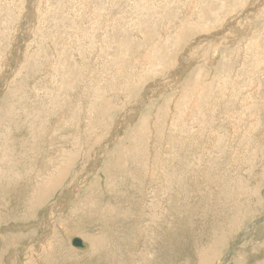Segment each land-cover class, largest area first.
Instances as JSON below:
<instances>
[{
    "label": "rangeland",
    "instance_id": "rangeland-1",
    "mask_svg": "<svg viewBox=\"0 0 264 264\" xmlns=\"http://www.w3.org/2000/svg\"><path fill=\"white\" fill-rule=\"evenodd\" d=\"M0 162V264H264V0H0Z\"/></svg>",
    "mask_w": 264,
    "mask_h": 264
},
{
    "label": "bare ground",
    "instance_id": "bare-ground-1",
    "mask_svg": "<svg viewBox=\"0 0 264 264\" xmlns=\"http://www.w3.org/2000/svg\"><path fill=\"white\" fill-rule=\"evenodd\" d=\"M200 7V6H199ZM198 7V8H199ZM190 12V11H189ZM195 17V16H194ZM206 22V21H205ZM222 22V21H221ZM247 30V29H246ZM49 70H50V68H48ZM53 69V68H52ZM52 71V70H51ZM50 74V73H49ZM48 98V97H47ZM45 100V99H44ZM46 101V100H45ZM46 103V102H45ZM7 109V108H6ZM8 110V109H7ZM61 121H62V119H61ZM62 123V122H61ZM66 123V122H65ZM64 128V127H63ZM65 129V128H64ZM59 131H61L60 129H59ZM65 132V131H64ZM55 138V137H54ZM67 139H68V137H67ZM65 140V139H64ZM58 141V140H57ZM178 145V144H177ZM176 146V145H175ZM72 148V147H71ZM180 150V149H179ZM178 150V152H180ZM18 151H21L20 149L18 150ZM175 151H176V148H175ZM76 152V151H75ZM15 153H16V151H15ZM36 153V152H35ZM38 153V152H37ZM41 153V152H40ZM17 154V153H16ZM19 154H20V152H19ZM34 154V153H33ZM15 156V155H14ZM17 156V155H16ZM21 156V155H20ZM19 156V157H20ZM68 156V155H67ZM176 156V155H175ZM181 157V156H180ZM69 158H70V156H69ZM15 159H17V157L15 158ZM25 159V158H24ZM10 159H8V161H9ZM12 160V159H11ZM21 160V159H20ZM15 161H17V160H15ZM10 162V161H9ZM12 162H13V160H12ZM7 163V162H6ZM17 163H19V161H17ZM21 163V162H20ZM0 164H1V162H0ZM56 164V163H55ZM68 164V163H67ZM18 165V164H17ZM71 166V165H70ZM69 166V167H70ZM126 166H128V165H126ZM56 167V166H55ZM55 167H54V169H55ZM64 167V166H63ZM63 167H61V168H63ZM66 167V166H65ZM130 168V167H129ZM64 169V168H63ZM68 169V168H67ZM71 168H69V170H70ZM57 171V170H56ZM65 171H66V169H65ZM68 171V170H67ZM1 172V171H0ZM52 173V172H51ZM166 173V172H165ZM176 173V172H175ZM63 174L65 175V172H64V170H63ZM66 174H67V172H66ZM4 175V174H3ZM37 176V175H36ZM68 176V175H67ZM138 176H139V174H138ZM3 177V176H2ZM137 179V178H136ZM52 180H54V179H52ZM56 180V179H55ZM55 182V181H54ZM37 183V182H36ZM47 183H49V182H47ZM58 183V182H57ZM34 184V183H33ZM42 184H43V182H42ZM50 184V183H49ZM52 185H53V183H51ZM56 184V183H55ZM13 185V184H12ZM52 185L48 188V189H50V188H52ZM56 186V185H55ZM109 186H110V184H109ZM109 186H108V188H109ZM57 187V186H56ZM55 187V188H56ZM111 187V186H110ZM44 188V187H43ZM112 188V187H111ZM111 188H109V189H111ZM47 189V190H48ZM168 189V188H167ZM44 190V189H43ZM48 191H50V190H48ZM48 191H46L47 192V194L49 193ZM45 192V193H46ZM19 194H20V191H19ZM47 194H45V196L47 195ZM110 195H111V193H110ZM106 208V207H105ZM160 209V208H159ZM83 211V210H82ZM59 214V213H58ZM58 216V215H57ZM53 221V220H52ZM52 223V222H51ZM51 229V228H50ZM80 229V228H79ZM73 238V237H72ZM76 238H79V237H76ZM81 241H82V243L84 244V248H82V249H87V246H86V243L84 242V240H82L81 238H79ZM60 249V248H59ZM92 253V252H91ZM94 253V252H93Z\"/></svg>",
    "mask_w": 264,
    "mask_h": 264
},
{
    "label": "water",
    "instance_id": "water-1",
    "mask_svg": "<svg viewBox=\"0 0 264 264\" xmlns=\"http://www.w3.org/2000/svg\"><path fill=\"white\" fill-rule=\"evenodd\" d=\"M72 245L75 247V248H84V244L82 243V241L79 239V238H74L72 240Z\"/></svg>",
    "mask_w": 264,
    "mask_h": 264
}]
</instances>
